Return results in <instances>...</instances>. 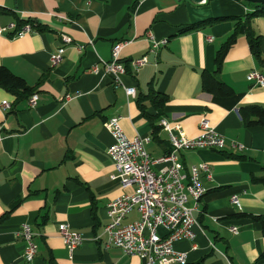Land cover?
<instances>
[{"label":"crops","instance_id":"obj_1","mask_svg":"<svg viewBox=\"0 0 264 264\" xmlns=\"http://www.w3.org/2000/svg\"><path fill=\"white\" fill-rule=\"evenodd\" d=\"M250 11L236 0H0V27L35 23L32 33L0 36V67L28 88L10 92L0 86V105L11 106L0 107V264H144L119 248H105L106 207L132 192L114 179L106 155L112 137L104 125L113 116L122 118L128 138H148L144 147L152 159L170 151L161 120L194 138L205 118L225 145L221 151L177 153L183 173L206 163L211 179L200 176L207 193L194 213V241H177L174 249L186 254L187 264H264V126L248 125L256 120L250 109H264V87L246 79L252 70L264 77V16L249 24L259 36L257 60L243 23ZM214 19L221 20L180 33ZM236 26V41L216 75L232 94H209L202 73L215 71L216 52ZM148 32L167 41L156 53L149 52ZM63 35L70 45L63 44ZM117 44L126 70L119 83L91 72L93 66L102 70L101 61L111 59ZM60 48L62 60L52 65L50 57ZM144 56L145 66L130 65ZM124 87L135 88V97H127ZM155 94L167 101L153 105ZM31 95L38 98L34 108L27 102ZM65 95L72 99L63 103ZM138 217L133 210L122 223ZM63 223L83 237L71 258L59 236ZM22 225L36 235L37 254L30 262L21 257Z\"/></svg>","mask_w":264,"mask_h":264},{"label":"built area","instance_id":"obj_2","mask_svg":"<svg viewBox=\"0 0 264 264\" xmlns=\"http://www.w3.org/2000/svg\"><path fill=\"white\" fill-rule=\"evenodd\" d=\"M34 26V22L27 20L18 29L13 23L0 27V36L16 37L32 33ZM146 36L151 53H156L167 43L166 40L156 41L151 32ZM62 41L64 45L72 43L65 35L62 36ZM119 48L120 44L114 45L111 49V59L108 62L101 61L102 70L93 66L91 72L103 73L111 78L112 82L119 83V76L126 72L119 59ZM78 49L82 50L83 47ZM62 53L63 48H60L57 54L50 57L52 65H57L62 60ZM146 64V56L130 62L135 68ZM246 79L255 86L264 87V77L255 70L250 71ZM124 91L127 97H135V88L124 87ZM71 99V95H65L62 101L66 103ZM37 100L36 95H31L27 100L29 108H34ZM0 107L2 110L11 109L7 102L1 103ZM121 120L120 116H113L104 125L112 137L106 155L115 169L114 179L123 189H132V192L117 197L106 207L108 222L103 229L105 248H119L125 255L138 257L144 264H187L186 254L175 251L174 243L180 240L194 241V229L197 227L194 213L207 193V189L200 182V176L203 175L209 180L211 173L206 163L190 167L188 175L183 173L177 153L199 149L221 151L225 145L224 138L205 118L201 119L200 133L194 138L187 137L179 125L161 120L160 126L167 133L170 151L159 159H152L144 147L148 138H128L122 130ZM164 163L167 164L165 168L154 170L157 165ZM230 201L239 207L237 196H231ZM133 210L137 211L138 219L123 224L126 215ZM231 232L236 233L237 229L233 227ZM59 236L71 258L83 243L82 235L63 223L59 225ZM17 237L25 242L22 259L26 262L32 261L37 254L35 233L28 225H22ZM99 238L100 236L95 240ZM192 249H195V245H192Z\"/></svg>","mask_w":264,"mask_h":264},{"label":"trees","instance_id":"obj_3","mask_svg":"<svg viewBox=\"0 0 264 264\" xmlns=\"http://www.w3.org/2000/svg\"><path fill=\"white\" fill-rule=\"evenodd\" d=\"M240 2L241 4L247 6L251 11L248 12L245 15V18L243 20L244 23V29H245V36L248 41V45L250 48L251 53L257 60H261V56L259 53V36L255 35V33L252 31L250 28V21L259 16H264V4L257 5V4H251V3H246L242 0H236ZM221 20V19H219ZM217 19L214 20H208L204 21L201 23H197L194 25L187 26L182 29L180 33H185L190 30H194L202 25H210L211 23H214L216 21H219ZM23 21H19L17 28L19 29L23 25ZM237 25V24H236ZM237 30L238 26H236L231 33V35L228 37L226 42L223 44V46L216 52L215 55V71L212 74H208L206 72L202 73V89L209 93V94H214L218 96H229L232 94V90L226 86L224 83H222L216 75L220 72L221 70V65L224 60L225 54L229 47L233 45L236 41L237 38ZM0 86H2L4 89L13 92L16 90H22V91H27V85L25 82L13 75L8 69L4 67H0ZM167 101L165 96H161L159 94H155L152 98V103L155 106H162L165 102ZM251 113L253 116L256 117V120L249 121L248 125L249 126H264V109L258 106H253L250 109ZM264 181V179H263ZM253 220L260 219L259 217H252ZM262 223V232L264 234V219H260ZM200 264V263H197Z\"/></svg>","mask_w":264,"mask_h":264},{"label":"water","instance_id":"obj_4","mask_svg":"<svg viewBox=\"0 0 264 264\" xmlns=\"http://www.w3.org/2000/svg\"><path fill=\"white\" fill-rule=\"evenodd\" d=\"M178 2L180 1H189L195 4H201L202 2H204L205 0H176ZM246 3H251V4H257V5H261L264 4V0H242Z\"/></svg>","mask_w":264,"mask_h":264}]
</instances>
